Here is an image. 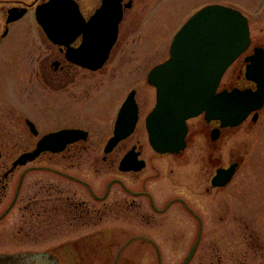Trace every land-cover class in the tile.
I'll return each mask as SVG.
<instances>
[{
	"label": "flooded vegetation",
	"instance_id": "af4514ba",
	"mask_svg": "<svg viewBox=\"0 0 264 264\" xmlns=\"http://www.w3.org/2000/svg\"><path fill=\"white\" fill-rule=\"evenodd\" d=\"M52 1L61 5L57 13L67 22L49 34L36 13ZM206 8L237 12L249 28V46L223 73L215 94L255 92L246 68L256 51L264 53L259 40L264 30L256 35L252 26L264 23V0H0V258L19 256L34 264H48L49 257L56 264H164L167 247L169 261L184 264L196 245L187 264L195 259L226 264L218 255L221 248L231 245L239 253L241 242L234 239L239 226L226 223L231 208L224 190L245 162L235 158L221 164L224 136L237 127L206 120L202 112L186 120L185 145L178 152L159 153L148 138L146 121L158 100L148 75L169 58L181 27ZM71 30L75 33L64 32ZM86 38L99 40L89 54L107 55L95 69L71 59ZM134 59L145 60L137 64L144 73L123 79ZM262 90L256 120L252 112L240 126L258 121ZM132 112L131 132L119 122L122 137L109 144L119 118ZM63 132L73 136L39 149L45 138ZM232 166L230 181L213 185L217 172ZM165 173L171 177L165 192L174 195L160 206L150 182ZM212 209L226 229L219 244H207ZM251 232L252 238L242 242L247 253L264 251ZM231 262L239 264L238 256Z\"/></svg>",
	"mask_w": 264,
	"mask_h": 264
},
{
	"label": "water",
	"instance_id": "95a60500",
	"mask_svg": "<svg viewBox=\"0 0 264 264\" xmlns=\"http://www.w3.org/2000/svg\"><path fill=\"white\" fill-rule=\"evenodd\" d=\"M60 8L61 5L57 1H52L48 6L37 10L38 22L49 34L58 30L57 25H66V18H61L57 13ZM112 27L111 32L115 33L116 25ZM64 32L75 33L74 30ZM50 38L53 42L57 41L54 34ZM64 40L68 42L70 38ZM98 42L99 40L84 39L81 48L71 56L73 62L93 69L99 67L106 58V53H88L92 45L98 47ZM248 46L249 32L245 18L227 8H206L182 27L172 41L170 58L148 75V83L156 87L158 97L157 107L146 121L149 143L155 151L175 153L183 149L186 120L202 112L205 113L206 120H220L223 127L239 126L252 112H256L253 121L256 120L257 111L262 108L263 102V52L256 51L248 59L246 68V77L257 85L255 92L233 89L230 92L215 94V88L223 73ZM128 101L132 104L131 98ZM121 121L127 123L125 133L129 134L135 123L134 112L128 117L119 118L118 127L109 144H115L122 137L119 125ZM62 136L70 138L73 133L63 132L48 136L39 144V149L46 144H53ZM39 152L40 150L36 151L29 158H34ZM234 173V166L219 170L213 185H226ZM195 249L196 245L191 249L184 264L189 262ZM51 259L48 258V264H56L52 263ZM0 264L34 263H29L27 258L15 256L1 257Z\"/></svg>",
	"mask_w": 264,
	"mask_h": 264
},
{
	"label": "rangeland",
	"instance_id": "374dc122",
	"mask_svg": "<svg viewBox=\"0 0 264 264\" xmlns=\"http://www.w3.org/2000/svg\"><path fill=\"white\" fill-rule=\"evenodd\" d=\"M252 26L255 28L256 35H259L258 33L260 29L264 30V23H255ZM259 40L264 42V38L262 37H259ZM144 62L145 60L142 61V59H134L129 62L127 70L124 72L123 79L126 76L127 80H129V78L134 77V75L141 78V74L144 73V71L140 69L137 64ZM109 85L115 84L110 83ZM124 89L125 88L123 87V90ZM221 145H223L221 152H223L224 156L221 164L226 165L228 161L235 158L244 160L245 163L236 174L233 182L224 190L225 195L230 194V199L228 200L226 198V201L224 202L231 208V215L228 219H226V223L239 226L240 232L239 234H235L234 238L235 240L238 239L241 242L239 243L238 248L239 253L234 254V247L228 245L226 250L221 248L218 255H224L226 264H232L233 262H231V258H235V255L238 256L240 261L239 264H242V261H245V264H264V251L262 248L254 251V254H248L246 248L247 243L245 244L246 247L242 244V242L245 243L248 239L252 238L251 231L253 230L257 234L256 237H253V239H259L262 245L264 244V109L256 123H249L237 127L233 132L224 136ZM186 160H188L187 155L184 158V161ZM170 178L165 173L157 177L155 181L150 182L151 190L155 194L160 206L163 204V201H165V199L170 197L173 193H168V195L167 192H165V190L169 191L166 187L169 188L168 184L170 183ZM182 181L183 174L181 175V180H179L178 183ZM163 188L165 189L163 190ZM159 189L162 190V193H159ZM231 194L233 195L231 196ZM207 218V224H209L207 225L208 230L206 232L207 244H210L211 241L214 244H219L221 240L220 234L225 236L226 229L224 226L219 225V222L221 221L217 216L216 210L214 211L212 209V211L207 215ZM216 223L218 225H216ZM243 223H246L248 228ZM131 248H133V246ZM163 251L165 256L164 264H172L169 261L171 258L170 250L167 247H164ZM212 259L214 260V257H212ZM129 264L138 263L132 262ZM191 264H200V261L199 259H195Z\"/></svg>",
	"mask_w": 264,
	"mask_h": 264
},
{
	"label": "bare ground",
	"instance_id": "6f19581e",
	"mask_svg": "<svg viewBox=\"0 0 264 264\" xmlns=\"http://www.w3.org/2000/svg\"><path fill=\"white\" fill-rule=\"evenodd\" d=\"M244 121H245V120H244ZM244 121H243V122H244ZM243 122H242V123H243ZM242 123H241V124H242ZM241 124H240V125H241Z\"/></svg>",
	"mask_w": 264,
	"mask_h": 264
}]
</instances>
